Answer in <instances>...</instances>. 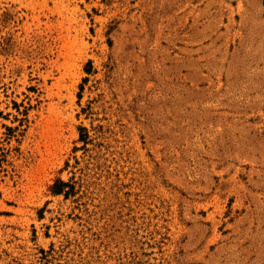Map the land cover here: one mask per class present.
Masks as SVG:
<instances>
[{
  "label": "rangeland",
  "instance_id": "374dc122",
  "mask_svg": "<svg viewBox=\"0 0 264 264\" xmlns=\"http://www.w3.org/2000/svg\"><path fill=\"white\" fill-rule=\"evenodd\" d=\"M0 264H264V0H0Z\"/></svg>",
  "mask_w": 264,
  "mask_h": 264
},
{
  "label": "trees",
  "instance_id": "16d2710c",
  "mask_svg": "<svg viewBox=\"0 0 264 264\" xmlns=\"http://www.w3.org/2000/svg\"><path fill=\"white\" fill-rule=\"evenodd\" d=\"M89 71V70H87ZM80 131L84 132L85 129L84 128H80ZM80 140L82 141H86L87 140V135L86 133H81L80 134ZM68 184L57 179L53 184L52 186L50 187V192L54 195H57V194H64L65 196H67L69 194V192H67L66 190H64V188L67 186Z\"/></svg>",
  "mask_w": 264,
  "mask_h": 264
}]
</instances>
